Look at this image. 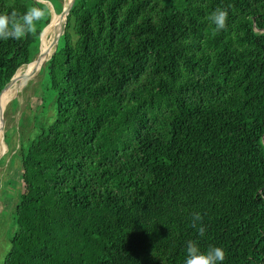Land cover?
<instances>
[{
	"label": "trees",
	"instance_id": "obj_1",
	"mask_svg": "<svg viewBox=\"0 0 264 264\" xmlns=\"http://www.w3.org/2000/svg\"><path fill=\"white\" fill-rule=\"evenodd\" d=\"M47 2L63 12L0 0L45 10L0 40V92L39 56ZM67 18L39 74L52 110L0 160L18 156L23 184L3 264H184L190 240L264 264V0H76Z\"/></svg>",
	"mask_w": 264,
	"mask_h": 264
},
{
	"label": "rangeland",
	"instance_id": "obj_2",
	"mask_svg": "<svg viewBox=\"0 0 264 264\" xmlns=\"http://www.w3.org/2000/svg\"><path fill=\"white\" fill-rule=\"evenodd\" d=\"M47 4L51 8L53 16L57 14L53 10V5L51 6L49 2H47ZM27 66L22 67L19 71L25 72ZM40 69L41 68L38 70ZM39 74H35L28 80H25L22 87L18 88L15 84L12 89L11 99L9 100L8 104L13 99H17L19 103L17 108H15L13 105L10 106V104H7V108L11 112V116L14 119L12 122H10V124L13 125L18 137L16 141L11 139L7 142V144L5 143V129L3 131L5 118L4 110L1 122L3 135L2 139L0 140V160L5 154L9 152L10 148L11 150L12 148L15 149V147L18 148L17 144L19 142V134H26L27 132V137L32 139L37 132L34 122L37 119L36 116L40 119L46 118L48 117L49 111L52 110L53 96L48 91L44 79L41 78ZM49 102L51 105H48ZM18 159V156H15L13 153L4 163L0 164V264H3L4 257L10 249V241L8 242V240H10L12 231L15 230L14 214L23 192V184L21 180L22 169L21 163Z\"/></svg>",
	"mask_w": 264,
	"mask_h": 264
},
{
	"label": "clouds",
	"instance_id": "obj_3",
	"mask_svg": "<svg viewBox=\"0 0 264 264\" xmlns=\"http://www.w3.org/2000/svg\"><path fill=\"white\" fill-rule=\"evenodd\" d=\"M45 17V10L34 6L29 8L23 15H17L15 11L11 14L0 13V40L15 39L21 40L27 34L37 30V22ZM216 31L225 29L228 20V12L225 9L217 8L209 17ZM201 220L199 214H194L192 226L196 227V221ZM199 235L204 236L206 229L201 226L198 229ZM186 257L184 264H224L226 252L223 247L210 246L202 251L198 242L190 240L187 243Z\"/></svg>",
	"mask_w": 264,
	"mask_h": 264
},
{
	"label": "bare ground",
	"instance_id": "obj_4",
	"mask_svg": "<svg viewBox=\"0 0 264 264\" xmlns=\"http://www.w3.org/2000/svg\"><path fill=\"white\" fill-rule=\"evenodd\" d=\"M73 0H66V4L64 6V10L61 14H55L53 17V21L49 25V29L47 33L45 34V38L42 35L43 40V46H42V52L41 55L37 57V59L34 60L33 64H31L25 72H20L15 76V80L10 84L7 88L4 90V94L0 98V140L2 139V115L5 110V107L7 106L9 100L11 99L12 89L15 86V84H18V88L22 87L25 80H28L33 76L34 72H37L39 68L43 67V64L51 58V56L55 52V47L57 43L58 37L62 34L64 30L65 25V19L67 17V14L69 12V6L70 3ZM46 29V30H47ZM45 30V31H46ZM44 34V33H43ZM2 146V145H1Z\"/></svg>",
	"mask_w": 264,
	"mask_h": 264
},
{
	"label": "water",
	"instance_id": "obj_5",
	"mask_svg": "<svg viewBox=\"0 0 264 264\" xmlns=\"http://www.w3.org/2000/svg\"><path fill=\"white\" fill-rule=\"evenodd\" d=\"M75 1L76 0H73L71 3H70V6H69V12H68V14H67V17H68V15H69V13H70V11H71V9H72V7H73V5H74V3H75ZM66 17V19H65V25H64V30H63V32H62V34L58 37V39H57V43H56V47H55V52H56V50H57V47H58V43H59V40H60V38H61V36H63V34L65 33V30H66V24H67V18ZM53 21V18H52V20H51V22ZM51 22H50V24H51ZM49 24V25H50ZM49 25L44 29V31L42 32V35H43V33L45 32V30L49 27ZM42 35H41V48H40V54H39V56L41 55V52H42ZM54 52V53H55ZM51 59V58H50ZM50 59H48L44 64H43V67L40 69V70H38L37 72H34L33 73V75H37V74H39L40 72H41V70L45 67V65H46V63L50 60ZM34 62V61H33ZM32 62V63H33ZM32 63H30V64H32ZM29 64V65H30ZM16 76V75H15ZM15 76L12 78V80L3 88V90L9 85V84H11L14 80H15ZM2 90V91H3ZM1 91V92H2ZM1 92H0V94H1ZM6 119H7V106L5 107V118H4V125H3V131H4V129H5V125H6Z\"/></svg>",
	"mask_w": 264,
	"mask_h": 264
}]
</instances>
